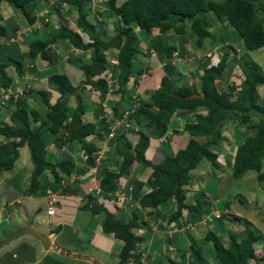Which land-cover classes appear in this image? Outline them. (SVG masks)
<instances>
[{
	"label": "trees",
	"instance_id": "16d2710c",
	"mask_svg": "<svg viewBox=\"0 0 264 264\" xmlns=\"http://www.w3.org/2000/svg\"><path fill=\"white\" fill-rule=\"evenodd\" d=\"M1 1H5L14 10L19 11L28 25L36 21L32 10L34 0ZM90 2L91 0H55L52 11L48 10L41 20L57 13L59 15L57 33H50L44 35L43 38L29 41L28 51L24 54L26 61L32 63L44 60L52 64L57 56L52 54L49 46L58 41L68 43L75 50L83 52L91 50L89 60L77 64L84 77L81 83L82 89L91 86L92 89H99L105 93L107 82L106 78L101 75H104L106 71H111L117 80L118 93L124 94L132 76L133 60L141 51V44L144 43L141 42L143 34L149 36L154 31L161 34L173 31L177 35H182L187 27V31L190 32L199 49L204 46L206 39L210 37L213 39L210 32L213 24L207 16L208 13H212L218 22L229 26L237 33L246 51H255L264 47V19L261 17V14L264 15V0H125L123 2L105 0L110 13L117 18L114 35L105 39L101 37L100 32H97L96 25L87 20L91 10ZM65 9L69 12L71 10L76 12L75 24L80 33L67 26V20L62 16ZM2 19L0 12V23ZM43 24L49 25L48 22ZM6 29L0 24V36H5ZM38 33L40 32L35 30L31 34L37 35ZM82 35L87 37L86 42L83 41ZM148 43L144 45V49H147L146 52L150 55L155 50L166 75L162 76L160 87L154 91H148V99L142 100L130 116L134 126L139 128L138 141L133 144L125 132L115 134L113 146L115 153L121 158L120 163L114 168L104 167L99 171L97 176L98 197L93 192L80 196L79 181L67 186L61 183L62 179H68L72 174H82L94 165L91 154L97 149V144L87 143L86 138L90 135L101 138L109 133L108 123L104 119H101L100 127L81 122V117L85 113V105L77 94L78 90L73 87L65 74L56 73L48 76V84L59 94L54 104L50 103L48 91L31 89L26 96L13 94L9 98L8 108L2 107L6 110L8 119L0 126V177L14 168L19 158V150L26 147L33 170L30 182L25 190L20 192V196L45 198L49 206L51 204L54 206L57 202L63 204L64 198L69 196L75 205L78 204L80 212H88L93 217L100 216L102 233L111 235L122 243L117 252V264H140L142 251L139 250V246L147 237L136 233V230H142L146 222L143 220V215L138 213L139 211L125 220L124 217L114 214L106 203L98 201L101 198L102 200L104 198L116 200L117 191L127 192V189L120 185L119 180L129 175V168L132 164L151 169L152 178L148 180L149 182H140L136 178L129 179L128 185L132 186L131 197L137 202L139 208L151 215L148 209L152 212L151 209L173 199L177 210L168 222L176 221L183 209L189 212L197 211L206 204L189 206L186 203L184 188L191 180V171L195 170L202 160L208 161L213 168L219 169V155L215 148L221 142L223 126L229 120H233L245 130H254L255 133L246 137L236 147L231 175L235 179H241L248 171H254L256 181L264 182V105L258 102L257 93L258 87L264 85L262 68L253 60L243 55L239 56L236 62L244 77L240 89L237 90L236 85L232 84L226 90H220L215 80L220 79L227 67L229 53L225 52L215 66L203 69L199 91L194 86L185 84L174 90V81L170 75L176 69L171 62L175 46H163L153 38L148 40ZM106 51L116 52L114 54L117 61L116 66L110 63V58L106 57ZM9 67L13 68L17 77H22L29 70L25 68L22 59L0 57V89L13 87V78L6 72ZM143 70L137 73L140 74ZM216 73H218L217 78ZM200 92L201 97L186 98ZM72 95L76 97V107L73 110L68 106ZM29 98L39 102L44 111L33 108L28 103ZM10 105H14V109H10ZM113 111L116 118L121 116L117 105L113 107ZM179 111L193 115V119L188 120L181 131L189 138L185 147L178 149L175 153L166 154L158 163L151 162L145 156L149 148L150 136L144 132V129H150L155 138L166 137L169 123ZM46 137H51L53 142L60 145L77 143L83 155L86 156V160L78 158L76 161L79 165L77 166L74 158L68 156L52 164L46 159ZM202 138L203 140H200ZM46 171L51 179L40 180V176ZM18 180L19 177L14 174L13 186H6V188H10L11 192L19 191L21 183L16 182ZM47 189L50 190V194L46 192ZM52 193H54L53 198H51ZM15 195L18 196V194ZM222 218L217 221H223ZM236 221L239 222L241 219L233 217L232 222ZM177 224L179 223H175ZM245 227L243 237L238 238L234 234L229 236L227 247L222 244L221 238L214 232L206 233L204 243H211L215 260L219 264H248L250 261L258 260L254 245L260 236L255 235L247 223ZM199 240L192 239L186 250L191 251L195 264H200L197 260L201 258V253L199 249H196L201 245ZM177 249L180 253L179 261L163 256L167 264H184L182 263L184 253L179 248ZM7 255L2 257L0 264L18 262L19 259L14 258L11 261L13 255ZM165 255L168 257L166 253ZM260 257L263 261L264 256Z\"/></svg>",
	"mask_w": 264,
	"mask_h": 264
},
{
	"label": "rangeland",
	"instance_id": "374dc122",
	"mask_svg": "<svg viewBox=\"0 0 264 264\" xmlns=\"http://www.w3.org/2000/svg\"><path fill=\"white\" fill-rule=\"evenodd\" d=\"M44 1H48L46 2L47 5H45V3H43L42 7H39V10L35 12V15L38 17L40 15H43L46 13L47 10L52 11L53 8V2H55L54 0H44ZM121 1V0H120ZM124 1V0H123ZM121 1V2H123ZM96 3V4H95ZM120 3V2H119ZM93 4V5H91ZM104 4H106L105 0H94L92 3L90 2V7H91V11H89L88 13V17L87 19L92 23L96 25V30L97 32L101 33V37L102 38H107L109 36H113L114 34V30L116 27V22L114 23V20L109 19L110 17H107L108 13H104V19H102V17L99 15V13H101L102 8L99 6H104L108 9L107 6H105ZM97 5V6H96ZM101 8V9H100ZM100 11V12H99ZM0 12H1V16H2V20L3 22H1L0 24L3 25L5 28H7L8 30H10L11 28V24H13L14 22H17L18 18H22L21 21V25H24V17L21 15V13L19 11L14 10L11 6H9L5 1H1L0 2ZM11 14V15H10ZM57 13L52 14L50 17L46 16V21L48 20L51 24H54L53 22H55L56 28L58 29L59 26V20L57 19ZM65 16H68L64 13ZM207 16L209 17V19L212 21L213 27L210 29L211 35L213 37V39L208 38L205 40V43H207V45H205L202 48H197L195 43H194V39L193 37H191L190 32L187 31L188 28L186 27V32L182 35H177L175 34L173 31H168L166 34H161L158 33L156 31L151 32V34L149 36L143 34V36L141 37L143 40H141V42L143 41L144 43H142L140 49L141 51L139 52V54L137 55V59L134 60L133 62V71H131L134 75L135 73H137L140 69L141 63H137L138 61L141 62L142 60L144 61H152V64L154 63V65H151L152 67V71L150 73V69L148 67H146V69H148L147 71H149L147 73V75L144 77V86H146L147 91H145L142 95L141 93H139L137 90L139 89V87L141 86L142 83V77L140 76L139 78V84H137V81L135 82V85L132 87L133 90H136L140 95L138 94H132V91L128 90L129 95L126 99L124 100L123 98L120 100L118 99L119 97H123L125 95L122 93H118L117 92V84H114L115 81L112 80V76L110 71H106L107 72V82L111 83L114 87H112L110 90L106 89V92L104 93V91L99 90V89H92L91 86H88L87 89L84 90V92L82 93L83 96L80 94H78L82 101L84 102L85 105V113L83 116H85L88 120L91 119L92 124H95L97 127H100V121L101 119H104L105 121L108 120V118H112L115 119V113L114 115H109V110L111 109V105H115L118 102H120L117 106V110L120 108H123L126 105H129L131 103V98L133 100H136L139 96H141L142 98L148 99L149 95L147 94L148 91H154L156 89H158L160 87V78L161 76L166 75V71L165 69H163V67H161V69H157V70H153V67L155 66V68L159 67V56L155 50L153 52L156 53V55L153 53V57H150V53H147L146 50L144 49V45H148V40H150L151 38H153L154 40L160 42L161 44H163V46L167 45V46H178L179 48L176 49L179 51V56L176 57V60L172 59L171 62L174 65V68H176L172 75H170L171 78H173L174 81V90H176L179 86L182 85H187V86H194L197 91L200 90V76L201 73L203 71V69H201V67H199L198 63L201 62L200 59H197L198 61H195L196 59L194 58V55L192 52H194L195 56L197 55L198 52H202L204 47L209 46L208 44H210L209 42H211L212 40L215 41V45L213 48H216V50L221 51V53H225L228 52L229 56L228 57V61H227V67L225 68V70L222 72V76L220 77V79H218L219 81L217 82V80H215V82H217V86L218 88L221 90H226L230 85H236L238 84V86L240 84H242L243 82V75L241 72L240 67L238 66L237 62H236V58H238L239 56L243 55L248 59L253 60L254 62H256L263 70L264 73V47L259 49V50H255V51H246L242 45V42L240 40V38L238 37L237 33L231 29L229 26H226L225 24H222L220 22L217 21V19L214 17V15L212 13H208ZM77 17V15L73 12L72 15L69 16L68 20H67V24L69 28L75 29L77 28V26H73L74 20ZM261 17L264 19V15L261 14ZM43 19V17H42ZM44 19V20H45ZM74 19V20H73ZM106 21V24H104ZM45 22V21H44ZM101 22V23H100ZM20 24V23H19ZM104 24V25H102ZM43 26V27H42ZM20 28L19 30V34L17 37L14 38V40L12 42L14 43H18V50L16 53V47H14V45H12L11 43L7 44L5 43L4 39L6 37L4 36H0V42L2 43L0 45V57H13V58H21V56H19V54L25 50H27V45H28V40L31 41L33 39L36 38H43V33L42 30L43 29H47L48 26L44 27V25L41 24H37V25H33V27L30 28ZM39 30L40 33H38L37 35H32L31 33L28 32H33L34 29ZM137 32V30H135ZM104 32V34H103ZM6 36L8 35L7 31H6ZM17 34V33H16ZM15 34V36H16ZM29 34V35H28ZM19 36L22 37V39H24L25 37V41H22L21 38H18ZM18 38V39H17ZM83 41L86 42L87 37L85 35H83L82 37ZM6 46L5 51L1 50V46ZM21 49V50H20ZM206 49V48H205ZM208 49V48H207ZM91 51V50H90ZM192 51V52H191ZM114 52V51H113ZM146 52V53H145ZM106 57L107 58H112L115 59L113 54L110 53V51H106L105 52ZM4 55V56H3ZM69 55H72V50L71 49H65L64 50V56L62 57V59H68ZM91 52L89 53H81L80 56H78V58L80 60H82L81 63L83 62H87L90 58ZM148 55V56H146ZM172 58V57H171ZM178 59H182L184 60L183 62L178 60ZM23 62H26L24 59L22 60ZM74 61H79L77 59H74ZM179 61L181 62V64L179 63ZM198 62V63H197ZM219 61L212 63L214 65H216ZM69 63H71V60L68 61V63L65 64L64 61H62V64L68 65ZM167 63V62H165ZM150 64V63H148ZM145 65H142V68ZM182 66V68H181ZM206 66V65H204ZM60 69L61 67L58 66ZM71 69H74L78 72V69L75 68V66L70 67ZM166 68V67H164ZM185 69V70H184ZM60 71V70H59ZM7 74L10 77H17L15 71L13 70L12 67L7 68L6 70ZM62 72V71H61ZM51 73H59V72H51ZM71 79L72 82H74L76 85V89L80 90L82 89V80L79 82V84H76V79L77 77H75V75L71 74ZM103 76V74L101 75ZM111 76V77H110ZM136 76V75H135ZM84 78V77H83ZM136 79L138 77H135ZM133 79V77H131L130 81ZM155 81L153 84H150L152 81ZM114 82V83H113ZM79 85V86H78ZM152 85V86H151ZM151 86V87H150ZM52 88V87H51ZM240 89V88H239ZM12 91H14L15 95H19L21 94L19 92L18 89H11ZM112 90V91H111ZM93 91V92H92ZM237 91V90H236ZM56 92V90H55ZM257 93H258V102H260L262 105H264V85L258 87L257 89ZM112 94H115L112 96ZM191 95H195V94H191ZM189 95V96H191ZM198 95V94H197ZM38 97V96H36ZM57 98V93L53 94L52 97V102H54V100ZM32 98L28 99V103L34 108V107H40L37 103V105H34L32 102ZM141 102V101H140ZM4 105H1L0 103V126H2L4 124V122L7 121V119H5L8 114L6 113V110L2 109ZM68 106L71 108V110H73L76 107V97L75 95H72L71 99H69V103ZM102 106V107H101ZM5 107V106H4ZM3 107V108H4ZM92 108V110H94V114L88 113L89 109ZM102 108L105 109V111L102 110ZM82 120V119H81ZM256 120V118H255ZM69 121V120H67ZM86 120H84L85 122ZM144 132H146L148 135V131L144 129ZM221 142L219 143V145L215 148V151L218 153V155H221L220 158H218V161L221 163V165L219 166V169L213 168L211 166V164L206 161V160H202L198 167L191 171L190 176H191V180L188 182L187 187H186V191H190L191 189V193L193 196L197 197V200L199 202H194V203H200V202H204V203H210L211 201H214V199H217L219 204L217 205V208H215V205L213 206L212 209L207 208V204L205 206H203L202 210L204 212V218L198 220V221H194V224H192V228L189 230V228L187 226L179 228H171V230L169 231H162L160 229L161 232H159L158 226L163 225L162 221L158 220L154 226V229L156 231H154V233H158L160 235H163L164 237H162L163 239H170L171 238V234L174 233V231L179 235V239L183 236H185L187 238L186 233H190L191 235H198L199 237L201 236L199 234V226H200V222L203 224H207V223H211V228H208V232H214L213 229L215 228V226H219L216 219V214H218L219 216L223 215V218H231L229 217L231 214H233V212H239L242 214L243 217H245V219L241 220V221H236L233 222L232 225L231 223H229L228 221H224L223 226L225 227L224 232L223 229L221 230V233H223L222 235L225 236L226 241L228 240L227 235L228 232L227 230L229 227L233 228L232 232H236L238 234L244 235V231H245V223H247L250 228H253V224H257V229H255V233L261 235V232L264 231V182L263 183H258L256 181V173L254 171H248L241 179H235L232 177V161H233V153L236 149V147L242 143L246 137L252 136L254 135L255 131L254 130H245L244 127L240 126L238 123L234 122L233 120H229L224 126L223 129L221 130ZM238 132V133H237ZM138 135L136 134L134 135L131 139L129 138V140H132L133 142H136L138 140ZM92 137H87L86 142L87 143H99L102 144V141H99V137L97 136H93L90 135ZM150 136V135H149ZM1 138V137H0ZM110 136H105L106 142H103L105 145L107 144V146L112 147V142L109 141ZM151 138V137H150ZM200 140H203L200 139ZM5 141V140H4ZM132 142V143H133ZM97 144V145H99ZM135 144V143H133ZM74 145L76 147H78L77 143H74ZM100 146V145H99ZM54 148V146H53ZM56 148V147H55ZM54 148V149H55ZM66 149V153L64 156L71 155V150L69 151V149L67 147H65ZM79 150V149H78ZM26 152H27V159L24 158L23 153H21L20 157L21 159H19V162L16 163V166L18 164H20V166H22V168H26L29 166L28 163H30V157H29V152L28 149L26 148ZM58 153L60 152H57ZM74 154V151H73ZM78 155H80V153H78L77 155H74L73 157L76 158H81V157H77ZM81 156V155H80ZM115 157H111V159L108 160H112V163L115 164V166L117 164L120 163V157H117V155H114ZM61 157L63 156H59L58 158L56 157V154H48L46 155V159L47 161L51 162L52 164H56L58 163L61 159ZM118 159H117V158ZM58 159V162H56V160ZM102 160L100 159V162ZM152 162V161H151ZM231 162V163H230ZM75 163L78 166L79 163L76 161L75 159ZM154 163V162H153ZM31 164V163H30ZM31 168V167H30ZM100 171V167L97 168L96 172L92 171L91 169L88 170V168L82 172V175H80V177L78 176H70V180L68 179L65 183L66 186L67 185H72L71 182L78 180V178H80L81 181H79L78 186L80 188V196H83V194H87L90 192H93V194L98 197V193H97V189H96V178L98 176V173ZM129 172L130 175L128 177H135V174L139 177V179H145L146 182H149L152 178L151 176V169L150 168H145L142 165H135L132 164L129 168ZM9 174L14 175L13 172H8L6 173L4 176H1L3 178H6L7 176H9ZM199 176V178L194 179L195 177ZM193 177V179H192ZM75 178V179H74ZM10 179V178H9ZM137 179V178H136ZM149 180V181H148ZM140 181V180H138ZM141 182V181H140ZM190 189H189V188ZM1 190H7L9 191L6 187H0V191ZM208 194V196H206L205 194ZM120 195V194H119ZM238 195V196H236ZM236 196V197H235ZM239 196H243L244 198L242 199L241 202L238 201ZM116 197V200L114 199H100L101 203H106V206L114 213L117 214L118 217H124L125 220H127L128 218L131 217V215L133 213H136V211H139V214H146L147 211L145 210H141L139 208V205H137L133 198L130 199L129 201L127 200L126 197V201L123 204V209H122V201L121 199L118 200V197ZM100 198V197H99ZM4 199V198H3ZM1 200L2 203H6L4 200ZM37 200L34 202L33 200H28V201H23L24 204L22 206H19V208H21V213L23 215L24 211H26V209H28V207L31 206V204H36L37 201H41L40 198H36ZM230 199V200H229ZM245 200V201H244ZM128 202H131L128 204ZM9 203V202H8ZM19 203H21V201H19ZM4 205V206H5ZM231 205H234L233 210L230 209ZM17 206V204H15V202L13 203V206H8L7 209L9 212L13 213L14 207ZM40 206V212H38L39 214H37L39 217H44L45 213H46V203L45 200L41 201ZM259 207L257 209V207ZM125 207V208H124ZM54 208L56 211V217L55 219H59L61 216V213L64 210H67L66 207H63V204L61 202H57L56 204H54ZM207 208V209H206ZM224 208H229L230 210H222ZM152 211H155V209H151ZM201 210V211H202ZM257 210V211H256ZM214 211V212H213ZM225 211V212H224ZM242 211H244L242 213ZM250 211H255L253 213H250ZM202 212V213H203ZM202 213H200L202 215ZM238 213V214H239ZM235 214V213H234ZM14 216V214H13ZM196 216H199L198 213H196ZM216 217V218H215ZM236 217V216H235ZM233 218V217H232ZM251 218H253L251 220ZM221 219V218H220ZM11 220L13 222H15V218L12 217ZM143 220H147L146 216H143ZM203 220V221H202ZM39 227L44 226V223H38ZM146 225H144L145 227ZM221 226V225H220ZM210 228V229H209ZM146 231L144 230H137L136 233L140 234V235H144ZM235 233V234H236ZM5 234V236H7V233L5 230L0 232V237H2ZM146 235V234H145ZM167 235V237L165 236ZM173 237V236H172ZM20 238V237H19ZM18 238V239H19ZM64 238H67L66 242H68L69 244L76 245L78 244L77 240L69 235L68 233H65V237L60 236L59 237V241L63 242ZM75 239V240H74ZM146 241V240H145ZM152 241V240H150ZM58 242V241H57ZM104 242H106V247L108 248V250H111L112 248L114 249V252L117 253L119 251V247H117L115 244L118 243L117 240H115L111 235H107V238L104 237ZM166 244L168 241H165ZM204 242V239H203ZM258 245L260 246L261 244H264V239L259 238L258 240ZM58 245V243H56ZM163 242V246H161V248L165 247L164 245H166ZM207 244L206 249L212 251V245L211 243ZM175 246V245H174ZM174 246H168L165 248L169 247V250H171L172 252L168 255V258L175 260L178 258V256H180V253L177 252L176 248ZM264 246V245H263ZM25 248L27 249L28 253H35V250L30 249L29 247L22 246L19 245L17 250L15 251V255L17 256L18 254L20 256H25L27 255V253H24ZM164 248V249H165ZM179 248V246H178ZM181 252H183L184 254L182 255L183 261L182 263L184 264H189L191 259H192V254L191 251H186L187 248H179ZM163 251V249H161ZM8 251H10V249H8ZM38 251V250H37ZM96 252V249H90L89 252ZM103 251L106 252L105 250V246L103 248ZM10 256L13 255V253H9ZM8 254V255H9ZM37 254V252H36ZM7 255V256H8ZM9 256V257H10ZM31 257H33V255H31ZM104 257H107V255H105ZM212 260L209 261H213V264H219L214 256L212 255ZM144 259H145V255L142 252V259L141 261L144 263ZM178 260V259H177ZM117 261V259H116ZM115 264V260L113 261ZM38 264H85L84 262L82 263H77L75 262L73 259L69 258V257H65V256H61L59 254H55L53 252H50L48 254H46L45 258H41L40 262ZM165 264H167V262H165Z\"/></svg>",
	"mask_w": 264,
	"mask_h": 264
},
{
	"label": "crops",
	"instance_id": "0c3cea01",
	"mask_svg": "<svg viewBox=\"0 0 264 264\" xmlns=\"http://www.w3.org/2000/svg\"><path fill=\"white\" fill-rule=\"evenodd\" d=\"M91 1L93 2L94 0H91ZM121 1H123V0H121ZM46 2H48V1L34 0V3L32 4V7H33L32 10L34 12V15H35V12L39 10V7H42L43 3H45V5H47ZM104 5L107 6L106 4H104ZM99 7L102 8L101 13H99V15L102 17V19H104V13H108L107 17H110L109 19L114 20V23L116 22L115 24L117 25L116 16L114 14H111L110 11L106 7H104V6L103 7L99 6ZM64 11H65V14L68 15V16H65L64 13L62 15L66 20H68L69 16L72 15L73 12L76 14V12L74 10H71L69 12V10L65 9ZM35 17L37 20L36 23L41 24L39 22L40 17L39 16L37 17L36 15H35ZM57 19L59 20L58 17H57ZM21 20H22L21 17L18 18L17 22H14L13 24H11L10 30L6 29V31L8 33V35L5 36L6 38L14 37L15 32L20 27L27 26L26 24L21 25V22H23ZM75 20H76V18H75ZM75 20H74L73 26H76ZM103 21L105 22L104 24H106V21L105 20H103ZM48 23H49V25L44 26V27L48 26V28L46 30L43 29L41 32V33H43V36L48 35L50 33H53V34L57 33L58 29H55L56 26H54L55 22H53L54 24H52V22H51V24H50V22H48ZM104 24H102V25H104ZM67 26H68V24H67ZM58 28H59V26H58ZM73 30L80 33L79 29H77V28H76V30L75 29H73ZM82 37H83V35H82ZM25 38L22 39V37H21L22 41H25ZM28 42H29V40H28ZM209 43H210V44H208L209 46L204 47L203 51L198 52L196 56H195L194 52L191 51L194 55V58L196 59L195 61H198L197 59L201 60V62H199V63L197 62L199 67H201V69L209 68L212 65V63L219 61V59L223 55V53H221V51L216 50V48H213L214 45L216 44L214 40L209 42ZM1 44L2 43L0 42V45ZM11 44L14 45V47H16V53H17L19 44L17 42L15 44H13V43H11ZM205 45H207V43H205ZM5 48H6V46H3V45L1 46L2 51H5ZM175 48L178 49L179 47L175 45ZM65 49H71L72 50V55H69L68 59L67 58L62 59V57L64 56V50ZM49 50L52 52V54H55L57 56L56 61H54L52 64H49L44 60H37L35 62L30 63L29 70L22 77H13V81H14L13 89L14 88L18 89L19 92L21 93V94H19L20 96L21 95L26 96V94L31 89H33L35 91L46 90L50 93V103L54 104V102L59 98V94L57 92H55V90L53 88H51V86L47 82L48 76H50L52 74H56V73H51V72H59L58 74H61V73L65 74L70 79L71 84L73 85L74 88H76V85H74L75 83L72 82L70 75L73 74V75H75V77H77L76 84H79L81 79H83V73L77 67V64H81V62H82V60H80L78 58V56H80L81 53H88V52L90 53L91 52L90 50L85 51V52L75 50L68 43H66L64 41H58L56 43L51 44L49 46ZM26 51L27 50L21 52L19 54V56H22L23 53H26ZM110 53L113 54V56H114V54L116 52L111 51ZM154 54L156 55L155 52H154ZM146 56H148V55H146ZM150 57H153V55L151 54ZM74 59H77L79 61L78 62L74 61ZM136 59L137 58H135L134 60H136ZM70 60H71V63H69L68 65L64 66L62 64V61H64L66 64ZM134 60H133V62H134ZM157 60H159V63H160L159 67L155 68V66H154L153 70L161 69V67H163V64L161 63L160 59H157ZM171 60H172V58H171ZM174 60H176V59H174ZM178 60H180L182 62L184 61L182 59H178ZM180 61H179V63L181 64ZM137 63H141L140 66H141L142 70L146 69V67H148L150 69V73H151V71H152L151 65H154V63L152 64V61H150V59H149V61L142 60L141 62L138 61ZM148 63H150V64H148ZM142 65H145V66L142 68ZM204 65H206V66H204ZM58 66H60L61 69ZM72 66H75V68L78 69V72L74 69H71L70 67H72ZM132 67H133V63H132ZM181 68H182V66H181ZM147 70L148 69L143 70L140 74L135 73L136 76L132 73L134 75V78L138 77L137 79L136 78L134 79V80H137V84H139L138 82H139L140 76L142 77L144 75L145 76L147 75V73L149 72ZM144 77H142L143 79H142L141 86L137 90L139 93H141V95L145 91H147L146 86H144V84H145ZM161 78H162V76H161ZM161 78H160V81H161ZM134 80H133V82H134ZM133 82L130 81L128 83L127 89L132 91V94L140 95L136 90H133L132 87L135 85V83L133 84ZM154 82L155 81L153 80L150 84H153ZM237 86H238V84H237ZM87 87L88 86L84 87L83 89L78 90L77 94H79V95L81 94L83 96L82 93L84 92L85 89H87ZM54 93H57V98L54 100V102H52L51 100H52ZM71 97H70V99H71ZM141 98H142L141 96L138 97V99H141ZM29 99H31V98H29ZM126 99H128V98L126 97L124 100H126ZM32 102L34 105H37V103H38L36 100H33ZM8 104H9V102H8ZM38 105H39V103H38ZM127 107H128V105L125 106V108H127ZM9 108L14 109V105H10ZM34 108L39 110V111H42V112L44 111L41 106L40 107L36 106ZM88 113L94 114V110H92V108H90ZM202 113L205 114V112H202ZM5 119H8V116ZM81 119H82L81 120L82 123L92 124V122H90L92 120L89 118L87 120V118L85 116H82ZM192 119H193L192 114H186V113L179 111L178 113L175 114L173 121L171 122V127H170L169 133L166 135V137H163L160 139L155 138L153 136V132L150 129H148L147 131H148L151 138L149 141L150 142L149 148L147 149L146 154H145L146 158L148 160L154 162V163H158L165 157L166 154H172V153H175L178 149L184 148L189 138L185 134H183L181 131H182V128L184 127V124L188 120L190 121ZM84 120H86V121L84 122ZM93 136H95V135H93ZM133 136H134V134L129 136V138L131 139ZM89 137H92V136H89ZM46 139H47V148L46 149H47L48 154H52V153L56 154L57 158L59 156H63V157H61V159L64 157H68V155L64 156L65 154L61 153V152L58 153V155H57V153H56L57 148H55L56 147L55 142L52 141L51 137H46ZM136 142H133V143H136ZM53 146L55 149L53 148ZM67 148L69 149V151L72 149L70 152L71 157L78 154L79 147H76L74 144L67 146ZM73 151H74V154H73ZM21 153H23L24 158L27 159L26 147H23L19 150V158L15 162L14 168L10 171V172H13V174H15L17 177H19V180L16 182L21 183V184L18 183L20 185L19 186L20 190L17 192L16 191L11 192L10 188H8L9 191H7V190H1L0 191V232L5 230L7 233V236H5V234H4L2 237H0V241L5 240L7 237H9L11 234L15 233L20 228L25 227L27 225V218L31 215H34L33 226L37 230H39V232H41V233H43L49 237L50 247L48 250H43L40 242L37 239L25 235V236H22L19 239H16V240L10 242L9 244L0 248V262L3 259L2 257L7 255L9 252H12L13 253V256L11 258L12 260L11 259L10 260L13 261V258L16 260L19 259L18 262L15 264H38L40 262L41 258H45L46 254L53 252V253L59 254L61 256L69 257L77 263L84 262L85 264H113L114 263L113 261L115 260V264H117V262H118L117 253L114 252L113 248L111 250H108V248L106 247V242H104V237L107 238V235H104L101 231V217L100 216L93 217L88 212H80L78 210V207H79L78 204L75 205L74 201H72L69 198V196L64 198L63 207H66L67 210L63 209V212L61 213V216L59 219H55L56 212H55V215L51 216V217L46 216V213H45V216L42 218L37 215V214H39L37 212H38V210H40L39 205L41 204L42 200H45L46 210L49 206L48 201L45 198H40L41 201H37L36 204H31V206L28 207V209H26V211H24V213L22 215L21 208H19V206H22L24 204V202L28 201V200H33L35 202L37 200L36 199L37 197L26 196V195L20 196V192H23L25 190L26 186L28 185V183L30 182L31 174H32V170H33V165L31 162H30L31 164L28 163L29 166L26 168H22V166H20V164H18L16 166V163H18L19 159H21L20 157H22ZM80 155H81V153H80ZM80 155H78L77 157H79ZM220 157H221V155H219V158ZM73 158H74V160L78 159L76 157H73ZM56 162H58V159L56 160ZM135 165H137V164H135ZM220 165H221V163H220ZM130 173H132V172H130ZM133 178H137V180H140L141 182L146 181L145 179H142V178L139 179V177L136 174H135V177H133ZM196 178H199V176L195 177L194 179H196ZM39 179L42 181H45V180L51 179V176L46 171V172L42 173V175L40 176ZM192 179H193V177H192ZM13 181H14V175H11V174H9V176H7L6 178L0 177V187H3V188H5L6 186L12 187L13 183H14ZM186 187H185V189H186ZM185 193H186V199H187L188 204L193 205V204H196L194 202H199L197 200V197L192 195L191 189H190V191H188V192L186 191ZM15 194H18V196H16ZM205 195L208 196L207 193ZM236 196H238V195H236ZM243 198H244L243 196H239L238 201L241 202ZM2 199L5 202H7L6 205H5V203L1 202ZM19 201H21V203H19ZM14 202H15V204H17V206L14 207L13 213H11L8 211L7 207L13 206ZM218 204H219L218 200L214 199V201L207 203V206H208L207 208L212 209L214 205H215V208H217ZM233 207H234V205H231L230 209L233 210ZM258 208L259 207H257V209ZM230 209L224 208L222 210H225V211L228 210L229 211ZM158 210H161L160 214H159ZM173 210H175V203L173 200H169L168 202H166V204L161 205L155 211L150 212V209H148V211L151 215H149L148 213L143 214V216L147 217V220H144L146 222V226L143 228V230L146 231L145 233H146L147 239L145 238L146 241H144L142 243V245L139 246V250H141L145 255L144 263L142 261L139 263L140 264H165L164 258H168V257H165L166 256L165 253L167 255H169L172 251H170V250L166 251L165 247L161 248V242H164L166 244L165 241H168L167 244L169 245V247L175 245L174 247L176 248V250H178L177 249L178 246H179V248L186 247L188 249L190 241L192 239L197 238V239H200L199 241L201 242V245L198 248H196L197 250L199 249L200 253H201V258H199L197 260V262H200V264L201 263L202 264H213V261H209V260L213 259L212 255L214 256V251L213 250L212 251L207 250L206 249L207 244L203 242L204 236L208 232L207 227H210L212 222L207 223V224L206 223L203 224L200 222V226L198 229V230H200L199 231V234L201 235L200 237L198 235L192 236L190 233H186L187 238L185 236H183L179 239V235L174 231V233H172L170 235L171 236L170 239H163L162 238V237H164L163 235H160L158 233H156V234L154 233V231H156L154 229L156 222L158 220L166 219V216H167L166 214H168V211H173ZM202 212H203V210H202ZM243 212L244 211H242V213ZM253 212H255V211H250V213H253ZM238 213H239L238 211L233 212V214H231L229 216L231 218H229V219L222 218V220L224 219L223 221H217L216 223H218L219 226H215V228L213 229L214 233L221 238V242L225 247H227L229 244V236L231 234L236 235L238 238L243 237V235H241V234H238L236 232H232L233 228H231V227L228 228L230 230H227V231H229L228 235H227V238H228L227 241H226L225 236L222 235L223 233H221V230L223 229V232H224V229H225V227L223 226L224 221H228L232 225V223H233L232 217L236 216L240 219L241 218L245 219V217H243L241 213H239V214ZM13 214H14V216H13ZM203 215H204V212L202 213V217H204ZM12 217L15 218V222H13L11 220ZM199 217L200 216H196V213H188L186 210H184V211H182V215L180 218L182 219L181 221L190 220L191 222H194L196 219H197L196 221L200 220ZM243 219H241V220H243ZM252 219L253 218H251V220ZM40 222L44 223V226L39 227L38 223H40ZM221 222H223V223L220 224ZM171 224L174 225V223H171ZM174 226L180 227V224H177ZM158 229H159V232H161L159 226H158ZM251 229L254 231H255V229L258 230L257 224H253V228H251ZM165 230H168V229L165 228ZM65 233H68L69 235L73 236L77 240L78 244H76V245H73V243L69 244L68 242H66L67 238H64L63 242L59 241V237L60 236L65 237ZM255 235H259V234L255 233ZM144 236H145V234H144ZM165 236L167 237V235H165ZM259 236H260L259 238H261V236H262V239H264V231H262L261 235H259ZM150 240H152V241H150ZM56 243H58V245ZM121 244L122 243L120 241H118L117 244L114 243V245H116L117 247H119V245L121 246ZM258 244L259 243L257 241L254 245L255 255L258 258V260L250 261L248 264H264V260L263 261L260 260L261 259L260 256H264V246H263L264 244L263 245L261 244L260 246ZM19 245H22V246L26 245V247H29L30 249L35 250V253H28L27 249L25 248L24 253H27V255L20 256L18 254L16 256L15 251L17 250ZM104 246H105L106 252L103 251ZM8 249H10V251H8ZM90 249L91 250L96 249L97 251L96 252L95 251L89 252ZM161 249H163V251ZM36 252H37V254H36ZM190 254H192V253H190ZM31 255H33V257H31ZM105 255H107V257H104ZM163 256H164V258H163ZM214 258H215V256H214ZM116 259H117V261H116ZM177 259H175V261H179V258H177ZM8 260H7V262H9ZM189 264H195L194 259H191Z\"/></svg>",
	"mask_w": 264,
	"mask_h": 264
},
{
	"label": "clouds",
	"instance_id": "9594fccd",
	"mask_svg": "<svg viewBox=\"0 0 264 264\" xmlns=\"http://www.w3.org/2000/svg\"><path fill=\"white\" fill-rule=\"evenodd\" d=\"M8 4V3H7ZM47 12H48V10H47ZM46 14V13H45ZM45 14H43L44 16H45ZM22 15V14H21ZM43 15H40L39 17H40V20H39V22L41 23V25H43V23H47V22H49L48 20L46 21V19L45 20H41V17H43ZM23 16V15H22ZM46 18V17H45ZM45 21V22H44ZM37 22V20L34 22V24H31V25H28L27 24V22L26 21H24V24H26L27 26H24V27H27V28H30V27H33V25H37L38 23H36ZM44 26H45V24H44ZM24 27H20V28H24ZM43 27V26H42ZM20 28L15 32V34H16V36H14V37H10V38H5L4 39V41H5V43H13V44H15L14 42H12L13 40H14V38L15 37H17L18 35H20L19 34V30H20ZM26 28V29H27ZM30 30H31V28H30ZM35 30H37L36 28L33 30V32L35 31ZM37 31H39V30H37ZM33 32H28V33H33ZM14 34V35H15ZM29 35V34H28ZM5 36H6V34H5ZM4 36V37H5ZM19 38H21V36H19ZM29 43V42H28ZM27 47H28V45H27ZM27 51H28V48H27ZM27 51H26V53H27ZM176 51V50H175ZM174 52V51H173ZM24 54L25 53H23V55L21 56V58H23L25 61H26V59L24 58ZM222 57V56H221ZM13 58V57H12ZM15 59H18V58H15ZM20 59V58H19ZM22 59V60H23ZM221 59V58H220ZM220 59H219V61H220ZM112 61H114V62H112ZM110 63L112 64V65H114V66H116L117 65V61H116V59H112V58H110ZM24 65H25V68H30V63H28L27 61L26 62H24ZM211 66H215L214 64H212ZM210 66V67H211ZM209 67V68H210ZM110 73H111V71H110ZM107 72H105L104 73V75H103V77H105L106 78V80H107ZM111 76H112V80H114L115 81V83L114 84H117V80H116V77H115V74L114 75H112V73H111ZM110 76V77H111ZM131 77H133V79L131 80L132 82H133V80L135 79L134 78V75L132 74V76ZM131 77H130V79H131ZM218 81V80H217ZM107 82V81H106ZM129 82H130V80H129ZM128 82V83H129ZM201 82V81H200ZM135 83V80H134V82H133V84ZM217 83V82H216ZM112 87H114L110 82L108 83L107 82V89H111ZM127 87H128V84H127ZM237 87V90H239V88H240V85L239 86H236ZM200 88H201V85H200ZM11 89H13V87L11 88V87H9V88H7V89H0V90H2V91H4V93L5 94H7V95H9V98L14 94V91H12ZM14 89H16V88H14ZM112 91V90H111ZM117 92H118V90H117ZM113 95H115V94H112V96ZM129 95H131V94H129V92H128V89L126 88V92H125V96L124 97H119L118 99L120 100V98L122 99V98H126V97H128ZM195 95H197V94H195ZM199 95H201V92L199 93ZM22 96V95H21ZM202 96V95H201ZM145 101V98H141V99H136V100H133L132 98H131V103L128 105V107L127 108H125V106L123 107V108H120L119 109V111L121 112V116L119 117V118H115V119H112V118H108V120H106V123H108V129H109V133H108V135L107 136H109L111 133H112V126L114 125V124H116V122H119V120L122 118V116H123V113H124V111H127V112H131L130 114H129V119H128V123L130 124V125H132L135 129H127V130H125V128H124V126L123 125H121V126H119V128L118 129H116L115 131H114V133L112 134V136L110 137V138H107V139H109V141H111L112 142V147H108L107 146V144L105 145L103 142H106V140H104L103 141V139H105V136H103V137H101V138H99V141H102V144H99L98 142L96 143V144H99V145H97V149L91 154V156H92V158H93V160H94V165L93 166H91L90 168H88V170L89 169H91L92 167H95V159L97 158V156H98V154L103 150V147L105 146V148H104V152H103V154H102V158H101V162H100V165L97 167V168H99L100 167V170L102 169V168H104V167H112V168H114L115 167V164H113L112 163V160H108V159H111V157H115L114 155L116 154L115 153V151H114V146H113V142H114V140H113V138H114V136H115V134L116 133H119V132H125L126 133V136H127V138L129 139V136H131L132 134H134V135H136V134H138V130H139V128L136 126H134V124H133V122L131 121V119H130V116L133 114V112H134V110L139 106V104H140V101ZM8 101H9V99L8 100H6V101H4L3 102V105L5 106V108H6V106H7V104H8ZM120 102H118L117 104H115V105H117L118 106V104H119ZM115 105H111V109L112 110H109L110 112H109V115H114V111H113V107L115 106ZM102 107V106H101ZM102 110L103 111H105V109L104 108H102ZM178 113V112H177ZM175 116V115H174ZM113 117H116V116H113ZM174 118V117H173ZM173 118L171 119V121H170V123H169V131H170V127H171V122L173 121ZM185 125V124H184ZM183 129V128H182ZM148 130V129H147ZM169 131H168V133H169ZM167 133V134H168ZM96 136V135H95ZM98 137V136H97ZM158 139V138H157ZM160 139V138H159ZM131 142H132V140H130ZM138 141V140H137ZM72 145V144H71ZM55 146H56V148H57V151L58 152H61V153H66V149H65V147H67V146H70V145H65V144H63V145H60L59 143H56L55 142ZM79 147V146H78ZM78 153H81V156H79V157H81L84 161L86 160V156L85 155H83V153H82V151H81V149L79 148V150H78ZM146 154V153H145ZM117 155V154H116ZM111 156V157H110ZM118 157V156H117ZM116 157V158H117ZM64 158H66V157H64ZM64 158H62V159H64ZM118 159V158H117ZM61 161V160H60ZM120 161V160H119ZM220 168V167H219ZM80 175H82V174H79V175H77V174H72L71 176H78V177H80ZM129 175H130V172H129ZM129 175H127L126 177H122L120 180H119V182H120V185L121 186H123V187H125L126 189H127V192H123V191H117L116 193H115V196H117L118 197V200L119 199H121V201H122V209H123V204L125 203V201H126V197H127V200L129 201L130 199H132V197H131V193H132V186H129L128 185V183H129V179L131 178V177H128ZM69 180H70V177L68 178ZM67 178H64V179H62L61 180V183H63V185L64 186H66V184L65 183H67L66 181L68 180ZM75 179V178H74ZM66 180V181H65ZM76 181H81L80 180V178H78V180H76L75 179V181H73V182H71L72 184H74ZM96 186H97V178H96ZM187 186V185H186ZM185 186V187H186ZM96 189L97 190H99L97 187H96ZM185 189V188H184ZM49 189H47L46 191H48ZM186 190V189H185ZM50 191V190H49ZM121 194H123L124 196L121 198V196L120 195ZM54 197V193H52V195H51V198H53ZM106 199V198H105ZM115 200V199H114ZM169 200H173V199H169ZM168 200V201H169ZM109 201H110V199H109ZM168 201H166V202H168ZM174 201V200H173ZM187 201V200H186ZM53 202V201H52ZM136 204H137V202L136 201H134ZM166 202H164L163 204H166ZM129 203H131V202H128V204ZM174 203H175V201H174ZM187 203V202H186ZM204 202H200L199 204H203ZM163 204H161V205H163ZM188 204V203H187ZM207 204V203H206ZM205 204V205H206ZM138 205V204H137ZM161 205H159V207L161 206ZM189 206H195V205H198V203L197 204H193V205H190V204H188ZM204 205V206H205ZM50 208H53L54 209V215H55V208H54V206L51 204V206H49L48 208H47V210H46V216H48L47 215V211H48V209H50ZM125 208V207H124ZM158 208V207H157ZM156 208V209H157ZM203 208V207H202ZM201 208V209H202ZM201 209H198L197 211H192V212H189L187 209H183L182 211H184V210H186L188 213H198L199 214V218L200 219H202V218H204V217H202V215L200 214L202 211H201ZM176 210H177V208H176V204H175V210H173V211H168V214H166L167 216H166V219H164V220H160V221H162V223H163V225H161V226H159L160 227V229L161 230H163V231H169V230H171V228L173 229V228H176V227H178V226H174L175 225V223H179V224H182V225H180V227L179 228H182V227H185V226H187L188 228H189V230L191 229V227H192V224H194V222H191L190 220H188V221H181L182 219L180 218L181 217V215H182V212H181V214H180V216H179V218L176 220V221H171V222H168V221H170L171 220V218L173 217V215L175 214V212H176ZM159 211V214H160V212H161V210H158ZM53 215V216H54ZM29 217H33L34 218V215H31V216H29ZM28 217V218H29ZM48 217H51V216H48ZM222 217H224L223 215H221V217L220 218H222ZM28 218H27V223H28ZM219 218V219H220ZM203 221V220H202ZM171 223H174V225H172ZM32 226H33V219H32ZM34 227V226H33ZM24 228V227H23ZM35 228V227H34ZM142 228H144V227H142ZM165 228H167L168 230H165ZM21 229V228H20ZM36 229V228H35ZM37 230V229H36ZM137 230H140V229H137ZM136 230V231H137ZM143 230V229H142ZM18 231V230H17ZM39 231V230H38ZM43 234V233H42ZM45 235V234H44ZM31 237V236H30ZM33 238V237H32ZM118 241V240H117ZM161 246H163V242H161ZM165 247H167V245H164ZM169 246V245H168ZM169 250V247L168 248H166V251H168ZM165 251V252H166ZM171 251V250H170Z\"/></svg>",
	"mask_w": 264,
	"mask_h": 264
},
{
	"label": "water",
	"instance_id": "95a60500",
	"mask_svg": "<svg viewBox=\"0 0 264 264\" xmlns=\"http://www.w3.org/2000/svg\"><path fill=\"white\" fill-rule=\"evenodd\" d=\"M215 77H218V73L215 74ZM195 97H201V95H191L187 96L186 98L193 99ZM32 219L33 217H29L28 223L24 228L19 229L18 231L7 237L5 240L0 241V248L18 239L19 237L27 235L37 239L40 242L43 250H48L50 247L49 237L47 235L42 234L32 226Z\"/></svg>",
	"mask_w": 264,
	"mask_h": 264
},
{
	"label": "built area",
	"instance_id": "2783aa9c",
	"mask_svg": "<svg viewBox=\"0 0 264 264\" xmlns=\"http://www.w3.org/2000/svg\"><path fill=\"white\" fill-rule=\"evenodd\" d=\"M91 3H92V1H91ZM91 5H93V4H91ZM90 4H89V6H91ZM90 9H91V7H90ZM179 56V51L178 50H176V51H174L173 53H172V59H176V57H178ZM112 62H114V61H112ZM115 63V62H114ZM9 99V95H7V94H5L4 93V91H2V90H0V103H1V105H3V102L4 101H6V100H8ZM131 112H127V111H124V113H123V116H122V118L119 120V122H116V124H114L113 126H112V133L109 135L110 137L112 136V134L114 133V131L116 130V129H118L119 128V126H121V125H123L124 126V128H125V130H127V129H135L132 125H130L129 123H128V119H129V114H130ZM104 148H105V146L103 147V150L98 154V156H97V158L95 159V167H92L91 168V170L92 171H95L96 172V170H97V167L100 165V159L102 158V154H103V152H104ZM48 194H50V191L48 190V191H46ZM97 193H99V190H97ZM52 195V194H51ZM121 196V198L124 196L123 194H121L120 195ZM52 201L54 202V199H52ZM47 215L48 216H53L54 215V209L53 208H50V209H48V211H47ZM217 217V218H216ZM216 219H219L221 216H219L218 214H216ZM192 228V227H191Z\"/></svg>",
	"mask_w": 264,
	"mask_h": 264
}]
</instances>
